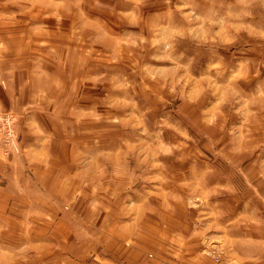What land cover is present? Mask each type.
Instances as JSON below:
<instances>
[{"label": "rangeland", "instance_id": "374dc122", "mask_svg": "<svg viewBox=\"0 0 264 264\" xmlns=\"http://www.w3.org/2000/svg\"><path fill=\"white\" fill-rule=\"evenodd\" d=\"M0 87L3 159L51 132L0 264H218L205 199L264 202V0H0Z\"/></svg>", "mask_w": 264, "mask_h": 264}, {"label": "crops", "instance_id": "0c3cea01", "mask_svg": "<svg viewBox=\"0 0 264 264\" xmlns=\"http://www.w3.org/2000/svg\"><path fill=\"white\" fill-rule=\"evenodd\" d=\"M7 105L8 98L6 100V94L0 87V110L7 108ZM29 113L30 111L27 112V115ZM24 121L26 122L25 117ZM34 125L36 132H34V136L37 135L39 137L33 143L28 139L22 140L23 144L20 145V149H22L26 158L21 159L22 153L8 160L0 156V180L2 181L1 184L4 181L6 182L5 185H0V195L6 190L11 193L10 197L19 198L23 189L17 183H25L30 180V178L24 177L21 173L15 172L16 163L19 161L16 160L17 156H19L20 161L25 162L29 166L32 165L30 163L33 161L44 164L48 159V148L47 144L44 143L51 135L49 127L43 124L37 125V123H34ZM42 145L44 147H40ZM26 189L30 190V188ZM233 191L235 194L237 193V190ZM209 192L205 190L204 195ZM23 193L22 196L29 197ZM216 197V200H208V197L205 199L203 206L207 212L203 214L202 218L203 223L206 224L204 230L208 229L211 231V235L224 242L225 255L218 264H264V223L261 218L264 212L263 197L260 200H253L250 197L248 201L242 200L238 193L237 196L231 195L229 197L223 196L222 193L221 196ZM197 235H199V231H197L195 236ZM198 241L197 237L191 238L193 244H199ZM196 255L197 253L193 256L195 260L197 258ZM185 258L187 257H184L183 264H188L189 260L187 261ZM206 261L208 264H217L213 260ZM177 262L180 261L178 260Z\"/></svg>", "mask_w": 264, "mask_h": 264}, {"label": "built area", "instance_id": "2783aa9c", "mask_svg": "<svg viewBox=\"0 0 264 264\" xmlns=\"http://www.w3.org/2000/svg\"><path fill=\"white\" fill-rule=\"evenodd\" d=\"M4 122L6 130L4 133H0V147L3 146L4 152H7L10 148H13L14 143V130L12 127L11 116L0 117V122ZM2 123V122H1Z\"/></svg>", "mask_w": 264, "mask_h": 264}]
</instances>
